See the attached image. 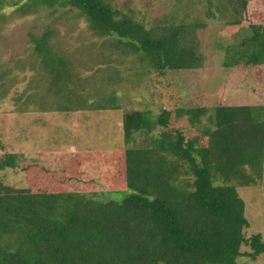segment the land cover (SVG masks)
Here are the masks:
<instances>
[{
    "label": "trees",
    "instance_id": "obj_1",
    "mask_svg": "<svg viewBox=\"0 0 264 264\" xmlns=\"http://www.w3.org/2000/svg\"><path fill=\"white\" fill-rule=\"evenodd\" d=\"M29 1L23 11L34 6L76 11L95 35L113 38V46L139 55L158 74L202 63V55L182 37L183 24L147 28L112 0ZM250 1L229 0L231 25L242 23ZM246 29L240 41L224 48L225 67L264 66V23ZM50 36L46 31L33 37L34 49L59 88V82L72 77L63 56L52 51ZM110 98L107 104L117 109L115 97ZM206 112L204 107L163 110L156 117L149 110L125 112L124 145L136 141L135 134L145 140L108 153L63 152L50 163L0 154V171L19 169L27 180L19 187L0 178V264L256 260L264 253V236L246 235L250 222L237 187L262 178L264 105H219L210 117L213 126L202 125ZM181 115L200 131L186 134L176 127ZM158 126L164 129L155 134ZM97 171L100 186L93 176ZM102 189L130 192L105 200L92 197Z\"/></svg>",
    "mask_w": 264,
    "mask_h": 264
},
{
    "label": "rangeland",
    "instance_id": "obj_2",
    "mask_svg": "<svg viewBox=\"0 0 264 264\" xmlns=\"http://www.w3.org/2000/svg\"><path fill=\"white\" fill-rule=\"evenodd\" d=\"M0 1V154L14 152L20 160L50 163L63 152L108 153L139 145L144 135L135 134L136 141L124 145L123 116L131 110H149L156 117L163 110L204 107L201 123L213 126L210 117L219 105H264V66L223 65L224 48L240 41L249 24L264 23V0L248 3L240 25L229 23L234 15L229 0H112L147 28L185 26L182 37L202 55V63L163 74L139 55L113 46V38L95 35L72 9L51 12L34 6L23 11L29 0ZM46 31H51L52 51L63 56L72 77L59 82V88L34 49L33 37ZM112 96L117 109L107 104ZM178 118L182 122L176 127L186 134L200 131L183 115ZM163 129L158 126L155 134ZM99 174L93 176L100 186ZM0 178L27 186L19 169L0 171ZM237 190L250 222L246 235L264 236V169L256 184ZM126 192L130 190L102 189L92 197L105 200ZM238 264H264V253L254 261L240 257Z\"/></svg>",
    "mask_w": 264,
    "mask_h": 264
}]
</instances>
